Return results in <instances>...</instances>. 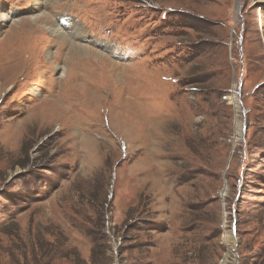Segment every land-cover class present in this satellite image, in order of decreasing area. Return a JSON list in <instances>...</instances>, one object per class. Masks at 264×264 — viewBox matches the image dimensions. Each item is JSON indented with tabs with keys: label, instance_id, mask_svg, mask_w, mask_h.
Returning a JSON list of instances; mask_svg holds the SVG:
<instances>
[{
	"label": "rangeland",
	"instance_id": "rangeland-1",
	"mask_svg": "<svg viewBox=\"0 0 264 264\" xmlns=\"http://www.w3.org/2000/svg\"><path fill=\"white\" fill-rule=\"evenodd\" d=\"M238 1L0 0V264H264V0Z\"/></svg>",
	"mask_w": 264,
	"mask_h": 264
},
{
	"label": "bare ground",
	"instance_id": "bare-ground-1",
	"mask_svg": "<svg viewBox=\"0 0 264 264\" xmlns=\"http://www.w3.org/2000/svg\"><path fill=\"white\" fill-rule=\"evenodd\" d=\"M239 7H240V3H239V1L237 0V3H236V10H237V12L238 13H240L239 12ZM54 26V25H53ZM55 28H53L52 29V32H53V34L54 35H58V34H60V31L59 30H54ZM63 31V30H62ZM74 31L75 32H77L78 31V28L75 26V28H74ZM49 32V31H48ZM75 32H74V35H75ZM50 33V32H49ZM62 35V34H61ZM58 37H60V36H58ZM66 40V39H65ZM79 48L82 50V51H84V52H86V49L85 48H83L82 46H79ZM82 56V55H81ZM59 68V67H58ZM66 70V69H65ZM65 70L63 71V73L65 72ZM62 73V72H61ZM26 75H28V74H26ZM63 76H64V74H63ZM87 96H88V94H87ZM232 100H233V103L235 104V106H236V110L238 109V105H237V103H238V101H237V95L235 94V96L234 97H232ZM47 101V100H46ZM49 101V100H48ZM48 103V102H47ZM60 105V104H59ZM63 118V117H62ZM236 125H237V128H238V130H239V126H240V124L239 123H236ZM236 136H240V131H238L237 133H236ZM85 144V143H84ZM87 146H89L90 145V142H88L87 144H86ZM223 194H225L226 193V190H224V192H222ZM231 233L229 232V231H225V235H223V239H224V241H223V243L224 244H226V245H230V244H233L234 243V240L232 239V237H231V235H230ZM231 248V247H230ZM229 251H228V255H229ZM231 255V254H230ZM226 257H227V255H226ZM225 262V261H224Z\"/></svg>",
	"mask_w": 264,
	"mask_h": 264
},
{
	"label": "water",
	"instance_id": "water-1",
	"mask_svg": "<svg viewBox=\"0 0 264 264\" xmlns=\"http://www.w3.org/2000/svg\"><path fill=\"white\" fill-rule=\"evenodd\" d=\"M240 3V2H239ZM242 131H244L245 132V130H244V128H243V130ZM243 134V133H242ZM244 136V134L242 135V137ZM233 232H235V228H233V230H232Z\"/></svg>",
	"mask_w": 264,
	"mask_h": 264
},
{
	"label": "trees",
	"instance_id": "trees-1",
	"mask_svg": "<svg viewBox=\"0 0 264 264\" xmlns=\"http://www.w3.org/2000/svg\"><path fill=\"white\" fill-rule=\"evenodd\" d=\"M199 49H195V53L197 54V51H198ZM194 51V50H193ZM193 51L191 52V54H193ZM194 88V87H193Z\"/></svg>",
	"mask_w": 264,
	"mask_h": 264
}]
</instances>
